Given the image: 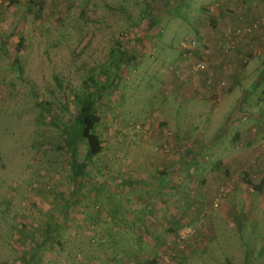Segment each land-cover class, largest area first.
Returning <instances> with one entry per match:
<instances>
[{
	"label": "rangeland",
	"instance_id": "374dc122",
	"mask_svg": "<svg viewBox=\"0 0 264 264\" xmlns=\"http://www.w3.org/2000/svg\"><path fill=\"white\" fill-rule=\"evenodd\" d=\"M252 1L16 0L0 6V264H107L101 251L109 240L98 223L90 228L93 214L101 212L92 195L122 167L134 136L143 138L154 125L138 104L172 100L164 88L169 72L205 73L206 85L213 83L207 60L215 48L224 60L240 53L239 68L252 60L242 88L261 80L264 28L258 25L264 12L251 17ZM120 57L124 62L117 64ZM222 78L218 83L226 88ZM100 87L106 90L97 95L95 132L103 148L82 180L73 182L62 130ZM258 87L261 96L264 78ZM246 113L240 120L258 117L254 109ZM256 126L250 128L255 151L245 167L227 170L213 188L204 186L202 201L189 198L192 205L183 207L191 221H171L164 236L141 239L151 249L124 254L121 264H264V163L257 165L255 156L264 154V131ZM201 148L178 144L172 163ZM85 149L84 141L78 143L79 159ZM131 160L124 161L130 170ZM187 229L193 237L181 240Z\"/></svg>",
	"mask_w": 264,
	"mask_h": 264
},
{
	"label": "crops",
	"instance_id": "0c3cea01",
	"mask_svg": "<svg viewBox=\"0 0 264 264\" xmlns=\"http://www.w3.org/2000/svg\"><path fill=\"white\" fill-rule=\"evenodd\" d=\"M250 10L251 17L262 14L264 0H253ZM217 49L208 55L207 60L213 70V75L209 77L213 83L210 80L206 85L205 73L198 77L174 75L169 72L165 75L168 81L164 88L172 100L168 101L166 98L162 103L160 99L153 98L150 102L154 103L149 102L153 104L151 108H148L151 106L149 104H138L147 108L148 116L153 115L154 125L143 138L134 136L131 145L124 148L123 153L127 158L121 159L122 167L114 172V177L111 178V174L101 185L98 184V194L92 195L97 198L101 212L93 214L90 228L94 229V223H98L96 227L101 232V237L111 241H108L107 248L101 251L107 264L115 259L120 260L121 264V256L124 254L150 250L152 245L141 244V239L161 234L164 236L163 232L171 230L167 225L169 222L191 221L192 216L183 214V207L192 205L189 198L195 202L202 201L203 192L206 191L204 186L213 188L212 186L218 183V177L222 182L227 170L234 172L241 165L245 167L246 160L253 156L255 146L250 139V128L253 124L257 130L256 124L260 123L261 131H264V117L260 118L264 112L261 108L264 105V95H258L260 87L254 90L255 87L252 86H240L243 84L241 81L250 75L251 59L246 67L244 65L245 68H239L236 64L239 62L240 53H233L227 57L228 60H224L225 55L220 58ZM260 74H264V71H260ZM222 77L226 78V88L218 84V79ZM209 84H212L211 88ZM214 96L218 100L211 102L214 101ZM252 109L257 112L254 114L257 118L250 122L240 120L241 115H246V112ZM260 127L257 134H261ZM141 142L147 145L142 146ZM183 142H187L188 148L193 145L203 148L199 149V153L188 150L185 156L190 159L177 157L172 163L174 156L178 155L177 145ZM162 147H167L168 151H162ZM255 156H260L257 165H262L264 154ZM130 158L132 170L124 165V161L127 159L129 162ZM206 159L208 163L203 162ZM210 164L216 165L217 170L213 171ZM88 190L89 187L87 192L92 191ZM176 205L182 207L183 211L177 210ZM104 210L106 212H103ZM175 210L180 212L175 213ZM87 218L85 214L83 225ZM57 222L54 221V226ZM74 234L77 238L76 231ZM80 243L82 244V241Z\"/></svg>",
	"mask_w": 264,
	"mask_h": 264
},
{
	"label": "trees",
	"instance_id": "16d2710c",
	"mask_svg": "<svg viewBox=\"0 0 264 264\" xmlns=\"http://www.w3.org/2000/svg\"><path fill=\"white\" fill-rule=\"evenodd\" d=\"M263 26L264 22L262 20V22L258 25V29L264 28ZM120 58L117 64L124 62V59ZM263 76L264 74L261 75V80H258V82H256L252 87L257 86L259 82L263 80ZM218 84L221 86L222 82ZM211 85L212 84H209V88L212 87ZM105 90L106 87H100L95 96L88 95L87 97H84V99L78 104V111L71 120L70 125L62 130L65 137V145L69 147L70 151L69 170L70 177L73 182L82 180L90 160L99 154L103 148V141L95 132L96 127L99 124V117L95 106L97 102V95H100L101 92L103 93ZM262 94H264L263 90ZM81 141L86 143V149L83 158L79 159L77 156L78 143Z\"/></svg>",
	"mask_w": 264,
	"mask_h": 264
},
{
	"label": "built area",
	"instance_id": "2783aa9c",
	"mask_svg": "<svg viewBox=\"0 0 264 264\" xmlns=\"http://www.w3.org/2000/svg\"><path fill=\"white\" fill-rule=\"evenodd\" d=\"M16 0H0V6H7L15 2ZM256 27V26H255ZM197 69H201L202 65H196ZM261 146H264V143H261ZM263 148V147H262ZM193 237V232L189 233V230H183V232L180 233V239L184 240L187 238Z\"/></svg>",
	"mask_w": 264,
	"mask_h": 264
}]
</instances>
